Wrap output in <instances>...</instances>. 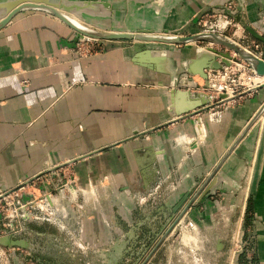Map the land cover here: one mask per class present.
Returning <instances> with one entry per match:
<instances>
[{"label": "crops", "instance_id": "crops-1", "mask_svg": "<svg viewBox=\"0 0 264 264\" xmlns=\"http://www.w3.org/2000/svg\"><path fill=\"white\" fill-rule=\"evenodd\" d=\"M46 1L73 5L69 16L83 25L128 32L175 30L200 11H219L227 0ZM246 12L247 27L264 36V0H246ZM77 38L71 27L39 9L18 11L0 29V192L73 161L81 187H106V179L109 186L121 188L131 174L145 173L151 161L165 168L176 161L180 167L188 165L186 155L180 158L183 141L194 148L192 158L204 163V154L225 151L264 101V88L238 97L218 123L207 127L206 140L197 126L194 147L187 142L194 135V118L184 113L203 102L204 95L174 90L170 83L175 66L190 61L197 48L106 41L105 52L79 59L72 49ZM259 42L256 53L262 56L264 43ZM252 79L264 82V77ZM254 126L255 156L263 154L253 204L255 217L264 221V112ZM180 134L186 135L184 140ZM237 148L229 163L238 167L240 178L243 162L237 154L250 148Z\"/></svg>", "mask_w": 264, "mask_h": 264}, {"label": "rangeland", "instance_id": "rangeland-1", "mask_svg": "<svg viewBox=\"0 0 264 264\" xmlns=\"http://www.w3.org/2000/svg\"><path fill=\"white\" fill-rule=\"evenodd\" d=\"M55 6L62 7L59 3ZM60 10L73 13L71 9ZM218 10L200 11L175 30L138 28L128 32L162 37L210 33L226 37L253 54L261 50L260 42L254 41L249 31L255 29L247 27L246 0H227ZM6 13L5 9L2 15ZM85 26L94 31H109ZM106 41L127 46L138 42L179 49L202 48L211 50L214 60H219L221 53H228L232 62L219 70L235 62L230 69L234 67L243 85L248 84V64L224 45L203 39L167 44L135 39L101 40L78 33L73 45L77 44L78 52L73 51L79 59L88 58L105 52ZM255 43L259 45L257 50ZM177 58V54L172 56ZM187 65L189 61L184 60L175 66L170 84L174 90L190 89L196 95H204L203 102L184 113L186 118H194V142L190 137L187 142L195 147L199 139L197 126L206 140L207 127L218 123L223 112L248 93L222 101L211 87L217 81L208 79L211 69L199 67L205 79L192 72L183 76ZM194 77L200 81L198 84ZM259 84L255 82V86ZM263 112L252 124L249 122L255 113L247 120L221 155L204 154V163L192 158L194 148L183 141L180 158L186 155L188 165L180 167L176 161L167 170L163 163L158 162V166L151 161L145 173L131 174L121 188L109 186L106 179V187H81L73 161L42 173L27 185L0 192V264H264V221L255 217L253 204L263 153L256 157L255 140L251 142L254 125ZM184 135L179 136L184 140ZM242 145L249 147L250 153L237 154L243 162L239 178L240 173L235 171L238 167L229 163V157Z\"/></svg>", "mask_w": 264, "mask_h": 264}, {"label": "water", "instance_id": "water-1", "mask_svg": "<svg viewBox=\"0 0 264 264\" xmlns=\"http://www.w3.org/2000/svg\"><path fill=\"white\" fill-rule=\"evenodd\" d=\"M16 1L11 8L3 7L7 10V13L0 19V29L4 27L11 19L12 17L20 10L22 9H39L46 11L53 16L57 17L59 20L64 22L66 25L71 27L73 30L78 32L80 35L95 38V39H101V40H108V39H135L139 41H157V42H163L167 44H175V43H186L191 42L195 40H201L208 42H214L219 43L221 45H224L225 47L231 49L234 53L240 56L247 64L248 66L253 70L254 74L257 76H264V57H258L249 50H247L244 47H241L240 45L236 44L235 42L231 41L230 39L210 34V33H204V34H196L191 36H155L150 35L146 32H116V31H94L91 29H83L73 23L69 18H67L60 9H64L67 11H70V9L66 7H57L55 5H52L48 3L46 0H36L33 2V0H24V1H18V0H11ZM250 33L258 39L259 41L264 43V36L259 35L253 30H249ZM212 52L211 50H208ZM214 58L213 56L211 59ZM211 59L208 60H201L196 61L192 65H187L188 70L183 76H186L189 72L199 74L205 79V73L202 70L211 69V70H219L224 65L230 64L232 62L233 57L229 55L228 53H221L220 59H215L214 63L211 62ZM205 65V66H204ZM198 67V68H197ZM200 67V69H199ZM264 88V82L260 83L259 85H256L252 91H258L262 90ZM173 91V90H172ZM173 94V92H171ZM220 99L227 97V94L221 93L218 96ZM264 111V101L260 105V107L257 109L253 117L251 118L249 125L252 124Z\"/></svg>", "mask_w": 264, "mask_h": 264}, {"label": "built area", "instance_id": "built-area-1", "mask_svg": "<svg viewBox=\"0 0 264 264\" xmlns=\"http://www.w3.org/2000/svg\"><path fill=\"white\" fill-rule=\"evenodd\" d=\"M254 49L257 50L259 49V45L257 43H255L253 45ZM72 49H76V51L78 52V47L76 44V47H73ZM256 56L260 57V53H254ZM236 64L235 62H233V65ZM229 67L227 69L224 70H211L208 73V79L210 81H217V82H213V84H211L212 89H214V91L217 94H221V93H225L227 94V97L222 98V101H225L226 99H229L230 97H236L245 93H249L254 89L255 83H252V76L255 75L253 70L248 66H247V82L248 84L243 85L242 81H241V77L240 76H236V71H234V67L233 69ZM211 83V82H210ZM253 84V85H252ZM236 93L237 95H232Z\"/></svg>", "mask_w": 264, "mask_h": 264}, {"label": "bare ground", "instance_id": "bare-ground-1", "mask_svg": "<svg viewBox=\"0 0 264 264\" xmlns=\"http://www.w3.org/2000/svg\"><path fill=\"white\" fill-rule=\"evenodd\" d=\"M18 1H24V0H18ZM36 1V0H33V2ZM16 1H11V0H7V1H4V2H1L0 3V9H2L3 7H6V8H11L13 6V4L15 3ZM78 12V10H77ZM63 13V15H65L67 18H69L73 23H75L76 25H78L79 27L87 30L88 28L79 23L77 20L75 19H72L69 14L65 13V12H61ZM211 57V53L209 51H206L202 48H197L195 50V53H194V57L192 59H190L189 61V65H192L194 62L196 61H201V60H208L207 58ZM257 76V75H256ZM259 77H264V76H259Z\"/></svg>", "mask_w": 264, "mask_h": 264}]
</instances>
